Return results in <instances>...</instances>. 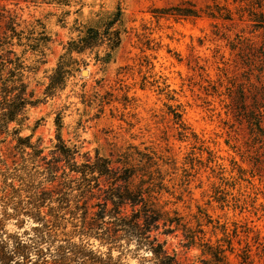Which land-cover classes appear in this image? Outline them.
I'll return each instance as SVG.
<instances>
[{
	"label": "rangeland",
	"instance_id": "obj_1",
	"mask_svg": "<svg viewBox=\"0 0 264 264\" xmlns=\"http://www.w3.org/2000/svg\"><path fill=\"white\" fill-rule=\"evenodd\" d=\"M215 3L231 10L234 20L208 17ZM180 4L193 7L201 17L178 20L160 15L159 10ZM118 6L123 14L122 43L110 63L97 61L95 52L74 53L78 64L73 65L66 87L29 109L22 135L40 140L50 160L60 115L63 139L82 154L94 157L98 151L116 160L134 150L155 152L169 160L163 167L159 209L176 210L196 233L198 243L222 246L229 264H264V163L258 171L249 162L248 156L256 154L254 149L246 152L249 129L233 113L240 91L247 105L252 104L253 94L263 91L264 67L246 64L240 51L230 47L236 36L261 45L264 34L239 20L240 4L233 0H0V16L14 18L26 35L43 26L50 37L46 63L30 79L35 98L42 99L68 42L97 26ZM15 50L21 54L23 48ZM106 50V45L99 49L101 57ZM36 58L27 52L28 64ZM0 159L10 168L22 163L14 142L1 132ZM57 186V181L47 185ZM9 229L16 230L13 225ZM159 239L176 252L179 264L210 260L199 244L185 247L183 229ZM123 261L140 264L133 254Z\"/></svg>",
	"mask_w": 264,
	"mask_h": 264
},
{
	"label": "trees",
	"instance_id": "obj_2",
	"mask_svg": "<svg viewBox=\"0 0 264 264\" xmlns=\"http://www.w3.org/2000/svg\"><path fill=\"white\" fill-rule=\"evenodd\" d=\"M233 3L240 4L239 20L251 23L253 32L264 34V0ZM159 12L162 17L178 20L201 17L196 9L185 4ZM122 16L118 6L97 26L87 28L83 35L68 42L66 54L48 77L42 99L35 98L30 79L46 63L50 37L43 26L26 35L19 31L20 25L14 18L0 16V22L5 23L0 26V132L11 138L22 159L21 164L11 168L0 159V264H127L123 260L128 254H133L140 264H179L176 252L171 253L167 242L159 239V235L169 236L177 229L185 231L186 248L199 244L203 254L209 255L210 260L203 264H229L222 246L198 243V236L176 210L159 209L158 196L165 181L163 167L169 165L168 159L139 150L116 160L98 151L94 157L82 154L63 139L60 115L56 119L57 143L50 160L44 156L40 140L33 142L34 135H22L29 109L66 87L73 65L78 64L74 53L95 52L97 61L110 63L122 43ZM207 16L234 20L232 11L219 3ZM104 45L107 50L101 57L99 49ZM16 47L23 48L21 54ZM230 47L240 51L246 64L251 61L248 65L260 63L264 67V42L257 45L236 36ZM27 52L36 55L33 64H28ZM260 92L263 93L258 100ZM260 92L253 94L252 104L247 105L244 91H240L233 110L236 119L248 126L246 152L254 149L256 154L249 155L248 160L258 171L264 163V89ZM80 157L84 161L80 162ZM56 181V188L47 187ZM103 183L107 186L103 187ZM127 207L130 212H126ZM10 225L16 230L9 229ZM114 251L119 255L115 257Z\"/></svg>",
	"mask_w": 264,
	"mask_h": 264
},
{
	"label": "water",
	"instance_id": "obj_3",
	"mask_svg": "<svg viewBox=\"0 0 264 264\" xmlns=\"http://www.w3.org/2000/svg\"><path fill=\"white\" fill-rule=\"evenodd\" d=\"M83 74L86 75L87 74L86 71H83Z\"/></svg>",
	"mask_w": 264,
	"mask_h": 264
}]
</instances>
